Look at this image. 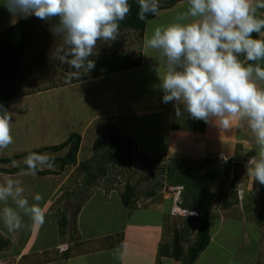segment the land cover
<instances>
[{
  "label": "rangeland",
  "instance_id": "obj_1",
  "mask_svg": "<svg viewBox=\"0 0 264 264\" xmlns=\"http://www.w3.org/2000/svg\"><path fill=\"white\" fill-rule=\"evenodd\" d=\"M186 6H183L182 11ZM6 11L8 10L0 4V31L8 22ZM182 11L180 7L176 8L175 6L171 9L168 8L156 17L154 16L148 21L145 34L150 33L154 27L160 24L171 22ZM263 11L261 10L259 14L261 15ZM59 39L53 35L50 29L45 28L32 35L25 53L23 75L17 95L9 109L12 116V129L19 128L17 133L15 134V131L12 136L14 139L18 137L15 142L22 145L27 142L24 151H30L62 143L68 139L72 132L82 135L78 161L80 163L90 162L93 164L91 170L95 174L98 171L99 174L94 183L88 185L90 187L85 194L78 192L77 195L76 202L81 200L79 207L83 211L81 217L83 226L86 224L89 231L96 229L94 222L97 220V211H125L116 208V200L106 201L101 190L107 189L108 191L110 188H114L123 192L126 182L135 186L136 194L138 193L141 197H143V193L154 187L158 197L168 204L171 194H174L170 187L172 185L163 184L159 188L155 187L157 181L164 179L159 177L160 170L165 167L169 168L171 165L181 167L184 164L183 166L194 167L191 169L194 175H191V170L185 171L180 180L188 184L192 183L190 181L192 178L201 181L200 186L190 184L187 188L185 187V190L182 189L183 200L185 199L186 203H191L192 206L194 204L192 197L197 199L199 195L201 197V194H206L205 191L210 188L211 191H216L220 197L225 198L222 204H214L210 218V233L213 236V241H210L211 244L209 243L210 245L200 253L195 264H255L257 261L264 264V190L258 182H253V179L246 175V164L252 156L242 158L240 164L233 167L229 175L211 183L210 175L205 176L201 172L200 164H197L201 160L195 161L189 153L175 149L180 143L187 147L185 141L177 140L174 147L170 148L168 152L162 153L166 145L169 144V141L168 144L166 141L168 127L165 128L162 123L167 122L172 115L176 123L179 118L180 122L183 121L189 129L193 125L194 119L192 120L186 112L184 116L177 117L174 108L166 113L156 114L153 111L146 113L148 114L146 116L139 114L143 109L153 110L162 106L161 103L153 102L150 98L151 95L146 96L145 92L147 94L153 92L163 94V92L160 89L156 54L143 47V40L137 31L120 30V35L115 41L98 42L94 55L90 59L96 61L99 54L112 52L126 53L135 57L137 53L141 52V55L147 60L145 65L99 77L94 76L93 70L86 72L82 69L76 77L70 80L68 73L75 69L62 64L55 56L54 49L59 43ZM196 124L200 125L201 120H198ZM114 125L119 128V134L125 142L132 143L131 149H128L131 151V162L128 160V153L125 154L120 149L112 151V148L109 147L105 136ZM169 130L171 129L169 128ZM99 137H104L102 143L97 142ZM177 137L179 136L177 135ZM239 142V140L233 141L236 143L235 145H239ZM144 145H152L153 149L159 150V155L153 154L148 148L149 146L145 148ZM246 147L248 148V146L243 147V153H246ZM66 149L61 152L45 150L42 154L54 158L64 155ZM139 151L148 155V157L146 156L149 160L148 164L142 161L138 154ZM103 153L109 157L107 160L103 158ZM250 153L248 152V156ZM24 157L18 160L19 165L25 163ZM102 165L107 168L104 175L100 174L98 170ZM47 168V166H41V169ZM60 168L57 161L56 165L50 169ZM65 170L66 175L73 180L71 182L73 184L69 185V188L80 187V190L83 188L81 192H84L87 185L86 180L92 178L89 171L80 165L77 167L69 165L65 167ZM155 174L158 175L157 181L153 176ZM94 189L96 190L90 193ZM234 190L238 196L237 194L234 196ZM33 197H29V200H32ZM171 199L174 200V197ZM181 205L182 203L178 204L179 209L175 210L176 212L173 213L169 222L170 225L167 226L170 234L165 243L172 241L173 225L178 229L185 225L187 215L183 211L188 210L181 209ZM63 207L74 211L77 204L65 203ZM147 207L145 205L144 208L147 209ZM139 210L141 211L140 216L144 217L142 211L147 210ZM92 211L93 213L90 215L89 212ZM132 211H136V208L133 207ZM196 211L194 214H197ZM117 215L111 217L109 224L104 223L105 226L102 227L105 229L104 231H100L101 224L100 228H97V233L98 231L107 233L104 237L106 241H113L116 237V232L113 229L116 226L113 221H118ZM147 215L149 216V214ZM29 221L27 219L25 222L23 227L25 231L28 229ZM109 226L111 227L109 228ZM197 226L194 225L182 242L184 258L187 257V249L195 239ZM56 229L55 226H52L48 234L49 240L54 239ZM68 235L69 240H78V236L72 232V229ZM102 242L104 239L99 240L97 245L101 246ZM91 262L94 263L92 259ZM138 262L143 264L144 260ZM182 263L185 264L183 261Z\"/></svg>",
  "mask_w": 264,
  "mask_h": 264
},
{
  "label": "clouds",
  "instance_id": "obj_2",
  "mask_svg": "<svg viewBox=\"0 0 264 264\" xmlns=\"http://www.w3.org/2000/svg\"><path fill=\"white\" fill-rule=\"evenodd\" d=\"M137 3L141 21L159 15L160 0ZM0 4L13 17L12 23L30 16L56 20L50 26L60 38L54 52L62 64L75 69L68 73L69 80L82 69L95 68L90 57L98 42L115 41L120 22L131 13L129 0H0ZM262 9L264 0H187L185 10L171 22L145 34L143 47L156 54L162 101L173 103L177 117L186 112L192 119H214L222 129H231L233 120L246 123L256 148L246 175L264 185V16L258 15ZM11 130V112L0 106V151L14 143ZM24 162L30 175L41 166H54L53 157L36 152L28 153ZM179 188L180 200L174 198L172 213L182 203L183 187ZM42 200L37 193L30 202L19 179L0 182V222L9 232L24 227L25 217L32 226H42Z\"/></svg>",
  "mask_w": 264,
  "mask_h": 264
},
{
  "label": "crops",
  "instance_id": "obj_3",
  "mask_svg": "<svg viewBox=\"0 0 264 264\" xmlns=\"http://www.w3.org/2000/svg\"><path fill=\"white\" fill-rule=\"evenodd\" d=\"M186 5L187 0H182L175 6L176 8L180 7L182 11L183 6L185 7ZM165 10L167 9L159 11V14ZM260 11L261 10H258V15H260ZM5 13L7 14L6 18L8 19V22L1 31L16 23L11 22L13 17L8 11ZM262 14L264 15V11L261 12V15ZM20 19L21 18H18L17 21ZM241 59L243 60L244 58L241 57ZM145 62H147V60L142 56V64L140 66H143V64L145 65ZM244 62L245 64L249 63L246 60ZM151 71L152 69L150 72ZM144 94L146 96L151 95V100H153V102L161 103L162 106L154 108L153 110L143 109L139 113L144 114L143 116H146L148 115L146 113L153 111H155L156 114L166 113L172 111L174 108L173 103H164L162 101L163 94L161 93L153 92L147 94V92H145ZM184 115L185 113L183 116ZM177 119L178 121L176 123L171 115L167 122H164V124L162 123L165 128L168 127V140L166 139L167 144L169 141V144L166 145L164 150L162 149V153L166 151L168 152L178 141H185L187 147L180 143L175 149H179L180 152L189 153L195 161L207 158L215 159L217 160V164H221L223 161L229 159L235 162L238 159L241 161L242 158L254 156V154L256 155V148L252 135L244 122L233 120L231 129H222L214 119L209 120L208 122L201 120L200 125L196 124L198 120L194 119L193 125L187 129L183 121L180 122V119ZM174 127L176 128L174 129ZM18 129L19 128L16 129V127L13 128L11 134L15 131L16 134ZM177 135L179 137H177ZM249 138L250 140L248 141ZM15 140L17 141L18 137L17 139H14V143L9 145L7 149L0 151V157H10L25 152L24 150L26 149L24 147L27 142H24L22 145L19 142H15ZM235 140L240 141L239 145L233 143ZM147 146L149 145H144L145 148ZM244 146H248V148L246 147L247 149L245 148L247 150L246 153H243ZM148 148L153 154L159 155V150L155 148L153 149L152 145ZM248 152H251L249 156ZM79 153L77 158L79 157ZM19 159L11 163H0V168L10 169L23 165L18 164ZM56 163L57 161H54V166ZM71 165L77 167L79 165L81 166V163L77 160L76 163ZM51 170L56 171V174L30 175L26 174L25 170L17 173L0 172V182L9 178L19 179L22 186L25 188V196L28 199L37 193L41 194L43 196L41 206L45 209L44 224L42 226H32L31 221H29L27 231L22 227L18 230L9 232L8 229L3 226L2 222H0V264H140L138 261L143 260V264H183L182 261L175 260L172 257L159 256L160 245H163L166 242V238H168L170 234V231L167 230V226L168 224L170 225L169 222L173 215L172 211L175 208V202L171 199L173 194H171V198L167 204V202H163V200L158 197L157 193L147 196V192H145L143 193V197L137 193V195L129 201V207V204L126 205L122 200V192L114 188H110L108 191L107 189H102L101 191L104 193V199L106 201L116 200V208L125 211H97V220L94 222L96 229H94V231H89L86 228V224L83 226V223L81 222L83 211L82 208L78 210L81 200L78 201V203L76 201L78 192L85 194L90 187L88 185H92L95 180L92 178L86 180L87 185L84 188V192H81L83 188H81V190L80 187H76V189L69 188V185L73 184L71 183L73 180L66 175L65 168L64 170H61V168ZM171 185L172 186L170 187L175 197V195H178L176 187L181 189L179 187L182 185L179 183ZM95 190L96 189L92 190L90 193ZM183 190H185V188H183ZM180 197L183 200V191L180 193ZM220 199L221 200L217 202L218 204H222L225 201V198L223 197H220ZM31 201L32 200H30V202ZM65 203L77 204V207L74 211H70L69 209L64 208L65 206L63 207ZM183 203L184 200L182 204ZM145 205L148 206L147 209L144 208ZM133 207L134 209L136 208V211H132ZM139 209L147 210L142 211L144 217L140 216L141 211ZM181 209L188 210L189 213L190 206L181 207ZM89 213L92 215L93 211ZM116 214H118L116 217L118 221H113L114 226H116L113 227L114 232H116V237L113 241H106L104 237L107 233H99V231L97 233V228L101 224L100 231H104L105 229L102 228L105 226L104 223L107 222L106 224H109L111 217ZM147 214H149V216ZM27 219L28 218L25 219V222ZM52 226H55L57 229L54 234L55 237L51 241L48 238V234ZM111 226H109V228ZM174 227L175 226L173 225L172 229H174ZM71 229L72 232L78 236V240H69L68 232H70ZM103 239L104 242H102L101 246H98V241ZM212 241L213 236L211 235V242ZM91 259L94 263L91 262ZM255 264H258V261L255 262Z\"/></svg>",
  "mask_w": 264,
  "mask_h": 264
},
{
  "label": "trees",
  "instance_id": "obj_4",
  "mask_svg": "<svg viewBox=\"0 0 264 264\" xmlns=\"http://www.w3.org/2000/svg\"><path fill=\"white\" fill-rule=\"evenodd\" d=\"M180 1L182 0H160V11L172 8ZM129 3L131 5V13L124 21L120 22V30L129 29L137 31L139 37L143 40L147 23L154 16H149L147 20L141 21L137 16V0H129ZM54 23H56L55 19H53L52 21H42L35 16H30L27 19L21 18L15 24L8 26L0 32V106L6 108L8 111L11 107L13 99L17 95L20 80L23 75V65L26 49L30 44L32 35L35 32L42 31L44 28L50 29L51 24ZM141 56V52L137 53L135 57H132L126 53L119 54L115 52L99 54L95 61V68L93 69L94 76H106L118 73L120 71L139 67L142 64ZM175 128L176 127H174V129ZM119 133V128L117 126H111L110 131L108 132L107 136H105V138L109 143V147L112 148V151L120 149L125 152V154L128 153V160L129 162H131V151L128 149H131L132 143H129L128 141L125 142V140L120 136ZM103 140L104 137H99L97 139V142L102 143ZM81 142L82 135L78 132H72L68 139L62 143L25 151L10 157H0V163H11L23 156L28 155V153L30 152L41 154L45 150L61 152L67 148V152L64 155L54 157V161H58L61 170H63L66 166L77 162V156L80 150ZM102 146L104 147V144H102ZM138 154L139 156H141L142 161L147 164L149 163V160L147 158L148 155L146 153L139 151ZM103 158L107 160V158L109 157L103 153ZM239 162H241L239 161V159L235 162L229 159L223 161L221 164H217V160L205 158L199 161L197 164H200L201 172L205 176L210 175V180L212 183L216 181V179L218 180V178L229 175L231 169L240 164ZM183 165L181 167L177 165H171L169 168L165 167L163 170H160L159 177L164 178L161 179V181H157L156 178L158 177V175H153L157 181L155 187L158 186L159 188L163 186V184L171 185L176 183L182 185L181 187L184 186L183 188H187L190 184H196L197 186H200V180L196 181L192 178L190 179L192 183L189 184L180 180V178L183 176V172L188 170L190 171L192 168H194L193 166L190 167ZM81 166L89 171V175L92 176V179H97V177L99 176L98 171L95 174L94 171L91 170V166H93V164L87 161L81 163ZM23 170H26L25 164L10 169L0 168V172L5 173H17ZM98 170L100 174L104 175L106 174L107 168L106 166L102 165L100 168H98ZM166 172L167 174H165ZM37 174H56V171H53L51 169H40L37 171ZM191 175H194L193 170H191ZM124 185L125 187L124 191L122 192V200L126 205H128L129 201L132 200L137 194L135 186L131 185L129 182H126ZM232 185L235 184L232 183ZM260 186L262 190H264V185L260 184ZM205 192L206 194H201V197L199 195V198L197 199L192 197V199L194 200V204L192 206L191 203H186L184 199V203L181 205V207L190 206L189 212L191 214L187 216L183 228L178 229L174 227L172 241L160 245L159 256H169L174 258L175 260L183 261L185 264H195V261L197 260L200 253L209 245L211 241L210 214L214 204L219 202L221 199L216 191H211V188L207 189ZM154 193L155 190L154 187H152V189L148 190L146 194L147 196H151ZM233 194L234 196H236L237 193L235 192V190L233 191ZM206 196L207 198H205ZM185 203L186 206H184ZM78 210H80V207H78ZM195 211L197 212V214H194ZM194 225H198L197 229L195 230V239L192 245L187 249V257L184 258V246L182 242L184 238L189 234L191 229H193Z\"/></svg>",
  "mask_w": 264,
  "mask_h": 264
},
{
  "label": "built area",
  "instance_id": "obj_5",
  "mask_svg": "<svg viewBox=\"0 0 264 264\" xmlns=\"http://www.w3.org/2000/svg\"><path fill=\"white\" fill-rule=\"evenodd\" d=\"M174 198H175V201H178V200H180L178 195H177V196L175 195V197H174Z\"/></svg>",
  "mask_w": 264,
  "mask_h": 264
}]
</instances>
